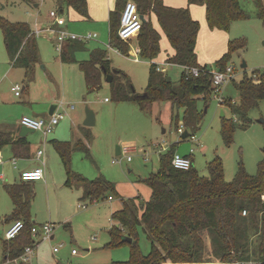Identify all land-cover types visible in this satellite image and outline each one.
<instances>
[{
	"label": "rangeland",
	"instance_id": "1",
	"mask_svg": "<svg viewBox=\"0 0 264 264\" xmlns=\"http://www.w3.org/2000/svg\"><path fill=\"white\" fill-rule=\"evenodd\" d=\"M239 1L247 17L233 21L227 32L210 29L203 19V13L199 14L198 9L196 10L197 17L200 15L197 19L200 25L196 44L198 62L206 64L212 70H218L215 69V63L228 51L231 43L225 66L232 67L234 78L221 86L218 96L232 101L235 105H239L236 84L244 74L257 78V71L264 70L262 20L257 16L252 0ZM35 2L39 3L37 7ZM61 5L62 0H0V16L10 22H24L31 29L37 22L39 27H44L43 18L50 11H54L58 13L60 21L62 20L61 27L87 37L83 42L84 49L74 53L75 60L62 64L59 50L52 38L45 35L35 36L40 61L35 65L34 76L27 81L22 67L9 64L0 29V128L17 127L22 116L47 117L53 104L56 105V112L64 114V118L47 135L44 136L40 131L27 134L31 151L29 158L14 157L10 147H5L0 152V264L16 263L2 261L1 257V240H4V232L8 226L4 219L10 217L13 211L4 185L20 184L21 170L25 167L29 169L31 165L41 166L34 154L37 149L44 152L41 160L46 155L50 158H46L44 178L30 182L34 197L31 200L29 217L37 225L52 224L53 237L38 240L39 244L28 264H111L113 261H126L130 257V243L111 245L110 231L114 226H119L111 218V214L122 208L121 199L115 194H110L112 198L108 199L107 194L91 202L89 199L80 198V190L64 187V167L59 155L49 145L50 139L69 143L84 141L89 148V156L85 152L74 151L70 160L71 170L87 179L103 176L114 184L116 192L123 200L133 199L137 204L150 196L145 179L158 171L159 154L167 153L171 149L180 155H190L195 170L204 177L209 176V161L219 158L226 181L234 178L240 166L247 174L255 175L263 156L264 99L250 108L248 121L236 119L233 122L232 140L226 143L220 131L221 111L228 119L231 118V112L213 95L206 104L203 101L198 102V108L202 110L201 121L198 129L191 131L194 138L188 136L183 139L178 131L179 127L185 130L182 110L178 111L176 119H171L169 101L153 102L150 112L141 110L130 101H116L111 82L105 80L104 74L100 87L87 93L79 61L88 60L96 50L105 52L110 61V73L113 70L121 71L113 73L114 83L126 84L123 76L126 74L137 94L145 93L150 62L137 54V37L128 43V55L122 54L113 45L108 47L112 43L109 21L98 30L96 25L100 23L75 19L77 15L71 8H68L65 15L60 13ZM114 7L115 3L112 4L113 9ZM150 24L161 35V51L155 63L165 68L164 72L177 81L183 69L165 64L167 55L172 56L171 47L155 14L150 15ZM242 62H245V67H241ZM16 83L24 87L20 96H16L12 90ZM71 105L73 109H70ZM86 107L95 114V124L90 127L82 125ZM77 127L82 130L83 127L88 128V140L82 138ZM117 147L119 154H116ZM125 147L127 151L124 150ZM128 156L130 160H127ZM133 240H137L142 254L149 253L150 242L141 226L137 227ZM55 247L58 250L54 252ZM72 250L76 253H72Z\"/></svg>",
	"mask_w": 264,
	"mask_h": 264
},
{
	"label": "trees",
	"instance_id": "2",
	"mask_svg": "<svg viewBox=\"0 0 264 264\" xmlns=\"http://www.w3.org/2000/svg\"><path fill=\"white\" fill-rule=\"evenodd\" d=\"M126 1L115 0V7L109 15V27L110 44L122 54L128 55V43L120 40L117 34L119 14ZM132 1L136 3L139 13L146 18L136 41L139 55L150 62L147 86L145 93L137 94L126 74H123L126 84L114 83L113 73L121 71L113 70L111 85L114 98L116 101L133 102L141 110L149 112L153 102L169 101L171 119H176L178 111L182 110L183 126L189 136L191 131L198 129L201 121L202 110H199L198 102L206 104L212 90V68L198 63L196 56L199 22L191 17L188 7L166 6L162 0ZM252 1L264 26V0ZM62 3L59 7L62 11L71 7L83 17L88 15L86 0H62ZM188 3L205 7V21L210 29L227 32L233 21L247 17L239 0H188ZM151 14H155L174 51L172 56L166 58L165 63L183 69L177 81L157 70L158 65L154 59L160 53V34L150 24ZM0 29L9 64L22 67L25 78L30 80L35 65L40 61L38 44L36 37L31 35V28L27 23L10 22L0 16ZM82 46L83 42L72 41L66 43L65 50L64 44L59 52L60 59L74 61V51ZM230 48L231 43L228 51L216 61L215 69L223 70L226 67ZM79 66L84 74L88 93L100 87L102 74H111L110 61L105 52L100 50L92 52L88 60L80 61ZM193 67L198 69L196 76L186 71V68ZM255 75L257 78L244 74L236 84L239 105L230 100L224 101L231 112L229 119L221 115L220 131L226 143L232 140L233 122L236 119L248 121L250 108L264 99V70L257 71ZM84 129H81L83 138L88 140V131ZM51 143L64 167V186L81 189L80 198L91 202L107 194L108 197L115 194L122 201V208L111 214V218L119 225L110 231L111 245L128 243L121 241L122 234L127 233L132 237L131 253L128 260L113 261L111 264H201L234 261L264 263V149L255 175L247 174L240 166L231 181L224 179L219 158L209 161V176L204 177L195 170L193 163L188 170L174 168L171 164L173 149L159 154L158 171L145 179L150 196L137 204L133 199L123 200L114 184L103 176L87 179L71 170L70 160L74 151H82L89 156V148L84 141L78 140L70 144L52 140ZM7 146L16 158H29L31 155L30 144L25 136L14 137L10 130L0 129V151ZM4 188L14 206L10 217L13 220L21 219L25 224L17 237L4 242L5 254L13 259L23 252L26 245L32 243L30 225L33 222L29 211L33 190L27 182L6 184ZM138 226L146 232L150 242L148 254H142L137 240H133Z\"/></svg>",
	"mask_w": 264,
	"mask_h": 264
},
{
	"label": "built area",
	"instance_id": "3",
	"mask_svg": "<svg viewBox=\"0 0 264 264\" xmlns=\"http://www.w3.org/2000/svg\"><path fill=\"white\" fill-rule=\"evenodd\" d=\"M140 13L138 11L137 5L132 0H127L120 11L119 14V27L117 30L118 37L120 40L130 43V40L133 38H136L139 34L142 26V21L140 18ZM49 17L51 18V22H48L45 24L44 27H39L35 23V27L31 29V35L32 36H40L45 35L46 37L52 38L54 43L56 44V48L59 50V52L62 50V47L64 44L72 42V41H78V42H84L87 37L71 33L65 28L59 27L57 24L60 23V18L57 12L50 11ZM113 47L110 43L108 44V47ZM116 49V48H115ZM116 51L120 52L118 49ZM137 54H139V48H136ZM158 65V64H157ZM157 70L164 72V69L161 68L159 65L157 66ZM187 72H191L193 75L198 74V69L193 68H186ZM234 78L233 76V69L232 67L226 66L223 70H212L211 71V96L213 95L220 104H224V101L222 98L218 96V93H221V86H223L226 82L232 80ZM21 89L19 84H15L12 86V90L14 91V94L16 96H19L21 94ZM107 100V98L105 99ZM71 108L73 106L71 105ZM63 118V114L60 112H54L49 115L46 119L41 117H31V116H22L19 120L20 126H25L28 128H32L34 131H40L45 136L48 133H50L53 129V127L58 124L59 120ZM179 132H183V127L178 128ZM191 136V139L194 138L193 135ZM127 151V147L124 149ZM43 155L42 149L36 150V158L39 160V163L41 166L37 165L33 168L24 169L20 172V178L23 182H31L36 180H42L44 178V166H45V158L41 160V156ZM127 160H130V157H127ZM13 164H15V161L13 160ZM171 164L174 168L182 169V170H188L192 167V159L190 156L180 155L178 153L173 154L171 159ZM264 197V196H263ZM112 197H108V199H111ZM243 214H246L243 212ZM25 228V224L21 219H15L11 221L4 232V240L9 241L11 239H14L17 237L20 232ZM30 234L32 237H38L36 240H32V243L29 245H26L24 247L23 252L16 258L11 259V261L15 264H28L30 257L39 244L38 240H48L53 237V225L52 224H31L30 225ZM58 248H53V251H57ZM72 253H76L75 250H72ZM232 264H264L261 262H254V261H234Z\"/></svg>",
	"mask_w": 264,
	"mask_h": 264
},
{
	"label": "crops",
	"instance_id": "4",
	"mask_svg": "<svg viewBox=\"0 0 264 264\" xmlns=\"http://www.w3.org/2000/svg\"><path fill=\"white\" fill-rule=\"evenodd\" d=\"M57 1V0H56ZM87 1V11H88V15L86 16V17H83V16H81V15H79L73 8H71V7H68V8H71V9H73L74 11H75V13H76V15H77V17H75V19H81V20H85V19H88V20H92V23H100V24H102V25H96V29H98V30H100L101 28H103V25H105L108 21H109V15H110V11H112L113 10V8H112V4L113 3H115V0H86ZM162 2L165 4V5H167V6H172V7H188L189 8V10H190V14H191V17L194 19V20H197L198 18H200L199 16L197 17V15H196V10L198 9V11H199V14H202L203 13V19L205 20V7L203 6V5H198V4H190V3H188V0H162ZM39 5V3H37V2H35V7H37ZM68 8H65L63 11L62 10H60L59 9V12L60 11H62L61 13L62 14H66V12H67V10H68ZM60 18V17H59ZM43 23H45V24H47L48 22H51V18L49 17V14L48 15H46L44 18H43ZM61 23H58L57 25L59 26V27H61V25L60 24H62V20L60 21ZM206 22V21H205ZM36 25L37 26H39L38 25V23L36 22ZM34 27H35V24H34ZM61 28H65V27H61ZM66 29V28H65ZM67 30V29H66ZM218 30V29H217ZM79 31V30H78ZM161 31H162V29H161ZM218 31H220V30H218ZM223 32V31H222ZM162 33H163V31H162ZM164 34V33H163ZM165 35V34H164ZM160 39H161V35H160ZM135 42H136V45H137V41L135 40ZM160 43V42H159ZM197 44V43H196ZM138 47V46H137ZM171 47V46H170ZM80 49H84V43H83V46L81 47V48H79V49H77L76 51H78V50H80ZM65 50H67L66 49V44H65ZM38 51H39V48H38ZM76 51H74V53L76 52ZM160 51H161V46H160ZM74 53H73V56H74ZM173 53H174V51H173V49L171 48V55H173ZM159 55V54H158ZM39 56H40V54H39ZM91 56V55H90ZM168 56H170L169 54L167 55V57ZM158 57V56H157ZM157 57L154 59V62H155V60L157 59ZM166 57V58H167ZM59 59H60V57H59ZM144 60V59H143ZM166 60V59H165ZM60 61H61V63L63 64V63H65V62H68V61H62L61 59H60ZM83 61H85V60H83ZM80 62V61H79ZM198 63H200V62H198ZM166 64V63H165ZM200 64H203V63H200ZM166 65H168V64H166ZM79 68H80V66H79ZM35 69V68H34ZM163 69H165V68H163ZM80 70H81V68H80ZM82 71V70H81ZM34 72H35V70H34ZM82 74H83V72H82ZM33 76H34V74H33ZM83 77H84V74H83ZM32 79V78H31ZM84 82H85V79H84ZM85 86H86V90H87V93H88V87H87V85H86V82H85ZM24 89V87H22V89H21V91ZM22 93V92H21ZM21 95V94H20ZM19 95V96H20ZM74 108V107H73ZM73 108H71L70 107V109H73ZM48 116H49V114H48ZM47 116V117H48ZM31 117H41V118H47V117H43V116H41V115H35V116H31ZM63 118H64V114H63ZM62 118V119H63ZM85 118V117H84ZM62 119H60V120H62ZM60 120H59V122H60ZM84 120V119H83ZM58 122V123H59ZM82 125H83V122H82ZM84 126V125H83ZM85 127V126H84ZM19 128H20V125L18 124V126L17 127H15V128H11V127H9L8 128V126H5V127H1L0 129H7V130H10L11 132H12V135L14 136V137H17V136H19ZM80 131H79V134L82 136V138H83V135H82V130H81V128H79V127H77ZM84 130H86V131H88V128H85ZM78 133V132H77ZM20 137V136H19ZM26 138H27V135L25 136ZM52 140H56V139H50L49 140V145L50 146H52L53 147V145H52V143H51V141ZM58 141H61V140H58ZM65 142H67V141H65ZM76 142V141H75ZM74 142V143H75ZM74 143H70V144H74ZM7 147H9V146H7ZM4 149V148H3ZM11 149V148H10ZM52 149H54V147L52 148ZM55 150V149H54ZM56 151V150H55ZM0 152H2V151H0ZM57 153V152H56ZM35 158H36V151H35ZM43 154H44V152H43ZM42 157V156H41ZM46 158H48V160H49V156H47L46 155V157H45V161H46ZM37 159V158H36ZM38 160V159H37ZM39 161V160H38ZM39 163V162H38ZM37 164V163H36ZM32 166V167H31ZM31 166H29L30 168H33V167H35V166H33V165H31ZM27 167H25L24 169H26ZM23 169V170H24ZM22 171V170H21ZM20 171V172H21ZM20 172H19V177H20ZM36 181H41V180H36ZM64 181H65V179H64ZM64 181H63V186H64ZM32 182H34V181H32ZM20 183H24L22 180H21V178H20ZM26 183V182H25ZM28 184H30V182H27ZM6 185V184H5ZM64 187H66V186H64ZM66 188H69V187H66ZM69 189H76V190H80L81 191V195H82V190L81 189H78V188H74V187H71V188H69ZM33 190V189H32ZM6 191V190H5ZM7 193V192H6ZM8 194V193H7ZM81 195H80V197H81ZM9 196V195H8ZM33 197H34V195H33ZM10 198V197H9ZM11 203H12V201H11ZM12 206H13V203H12ZM12 210H14V206L12 207ZM13 212V211H12ZM12 218L11 217H8V218H6V219H4V222H5V225H9V223L11 222V221H13V219L11 220ZM32 222H34V220H31ZM32 224H35V223H32ZM40 225V224H39ZM8 227V226H7ZM31 238H32V240H36V239H38V237H32L31 236ZM4 242H5V240H1V248H2V251H1V257H2V261H5V262H10L11 261V259L10 258H8L7 257V254H5V252H4ZM166 264H196V263H166ZM201 264H222L221 262H208V263H201Z\"/></svg>",
	"mask_w": 264,
	"mask_h": 264
},
{
	"label": "water",
	"instance_id": "5",
	"mask_svg": "<svg viewBox=\"0 0 264 264\" xmlns=\"http://www.w3.org/2000/svg\"><path fill=\"white\" fill-rule=\"evenodd\" d=\"M62 11H60L61 13ZM140 18H141V21L144 23L146 22V18L143 16V15H140ZM246 64L245 62H242L241 64V67H245ZM105 74V80L107 82H111L112 81V74H109V73H104ZM56 109V105H51L50 108H49V111H48V114L51 115L54 110ZM205 109V108H204ZM221 115H223V112L221 111ZM95 124V114L93 112V110L89 109V108H85V118L83 120V125L84 126H87V127H90L92 125ZM34 132V130L32 128H28V127H25V126H20L19 128V136L21 137H24L26 136L28 133H32ZM181 137L184 139L186 137H188V131L187 130H184L182 133H181ZM119 147H117V150H116V154H119ZM121 241L122 242H132V237L131 236H128V235H122L121 236Z\"/></svg>",
	"mask_w": 264,
	"mask_h": 264
}]
</instances>
